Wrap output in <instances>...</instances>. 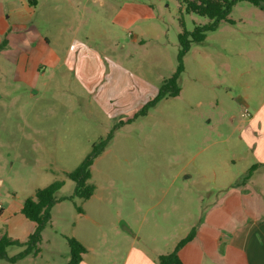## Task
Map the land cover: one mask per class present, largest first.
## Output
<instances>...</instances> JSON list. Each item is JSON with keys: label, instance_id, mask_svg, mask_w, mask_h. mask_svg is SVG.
Listing matches in <instances>:
<instances>
[{"label": "rangeland", "instance_id": "rangeland-1", "mask_svg": "<svg viewBox=\"0 0 264 264\" xmlns=\"http://www.w3.org/2000/svg\"><path fill=\"white\" fill-rule=\"evenodd\" d=\"M20 1L29 0H0V13L8 6L15 19ZM38 2L33 16L21 13L27 28L48 34L63 55L77 43L84 52L82 73L66 65L53 70L43 60L30 70L36 75L30 85L21 77L25 67L18 74V65L0 54V237L27 242L36 225L22 214L24 202L62 184L41 256L0 264H67L66 237L91 249L90 264H123L131 237L155 259L173 252L255 163L238 126L245 111L253 113L264 101V28L254 34L241 23L257 8L238 3L230 15L234 24L222 22L192 45L180 95L136 118L177 69L180 19L189 31L210 20L186 14L180 0H166L141 24L149 34L135 39L138 28L122 31L107 13L94 20L63 2ZM111 133L91 168L94 195L74 197L69 173ZM22 250L11 247L8 255Z\"/></svg>", "mask_w": 264, "mask_h": 264}, {"label": "crops", "instance_id": "crops-1", "mask_svg": "<svg viewBox=\"0 0 264 264\" xmlns=\"http://www.w3.org/2000/svg\"><path fill=\"white\" fill-rule=\"evenodd\" d=\"M43 1L47 0H41ZM50 1L68 4L76 12L84 16L89 15L94 20L100 19L102 13H107L114 27L122 31L138 28V32L132 34L136 39L149 34L144 32L141 24L145 25L154 19L159 4L166 0ZM20 2L22 8L17 12L15 19L12 18L8 6H3L0 13V44L4 38L9 42L8 47L1 53L10 57L8 61L11 64L18 65V74L22 66L25 67L27 73L22 72L21 77L26 83L33 85V82H36L34 72L38 64L44 60L53 70L66 65L69 70L80 76L84 52L77 50V43L74 42L73 49L63 55L51 47L53 43L48 34L45 37L33 35L31 28H27L28 19L21 13L32 11L30 15L33 16L39 8V2L38 0H29L28 4ZM87 3H92L94 7L86 5ZM256 8L257 10L244 13L241 18V23L254 27L252 32L254 34L258 27L264 28V8ZM33 69V76H30L29 72ZM243 117L247 119L238 126V129L241 139L251 150L255 161L250 169L253 166L257 168L247 179L249 169L242 183L231 185L227 192L206 209L199 225L194 229L195 238L179 253L184 264H264V101L253 113L245 111ZM42 242L37 256L30 255L24 259L39 258L42 253ZM90 251L91 249L87 248L81 264H90L87 261ZM158 258L155 259L137 248L131 237L130 250L123 264H156Z\"/></svg>", "mask_w": 264, "mask_h": 264}, {"label": "trees", "instance_id": "trees-1", "mask_svg": "<svg viewBox=\"0 0 264 264\" xmlns=\"http://www.w3.org/2000/svg\"><path fill=\"white\" fill-rule=\"evenodd\" d=\"M180 2L186 14H195L208 18L210 22L207 25L195 26L193 31H189L186 27L184 17L180 19L182 31L178 36L179 51L177 55V69L171 78L164 81L156 97L144 105L140 113L135 116L136 118L146 116L149 110L156 107L163 99L175 98L180 95L182 89L179 85V80L185 71L184 59L190 52L192 45L203 43L207 38V34L218 30L222 22L234 24L233 20L230 19V15L238 3L248 2L253 6L264 8V0H180ZM8 43L7 38H4L0 44V53L8 47ZM112 138L113 133L106 139L95 144L92 152L81 165L69 173V178L76 184L74 197L89 200L94 195L95 188L89 184V180L92 177L91 168L95 160L109 146ZM256 168L257 166H253L249 170L247 179L250 178ZM61 188V183H54L44 189L38 190L35 198H28L24 202L22 214L26 219L36 224L35 232L24 243L10 238L7 234L3 235L0 238V261L7 260L11 263H16L30 255L37 256L39 254V245L43 240L42 234L52 219V210L58 202L56 194ZM73 199V197H70L63 198L62 200ZM195 236L196 232L193 230L177 244L173 252L160 256L156 264H184L179 253ZM66 239L70 249V259L67 264H81L83 255L87 253V248L76 238L66 237ZM11 247H20L23 250L17 255L10 257L8 255V249Z\"/></svg>", "mask_w": 264, "mask_h": 264}, {"label": "built area", "instance_id": "built-area-1", "mask_svg": "<svg viewBox=\"0 0 264 264\" xmlns=\"http://www.w3.org/2000/svg\"><path fill=\"white\" fill-rule=\"evenodd\" d=\"M248 114V113H247Z\"/></svg>", "mask_w": 264, "mask_h": 264}]
</instances>
